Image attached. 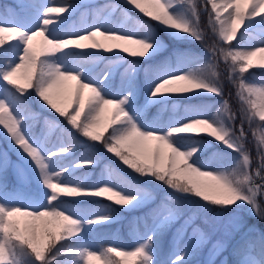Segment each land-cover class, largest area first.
<instances>
[{
	"label": "snow or ice",
	"instance_id": "6c2138e0",
	"mask_svg": "<svg viewBox=\"0 0 264 264\" xmlns=\"http://www.w3.org/2000/svg\"><path fill=\"white\" fill-rule=\"evenodd\" d=\"M53 2L0 12V264H264V226L250 223L264 224V132L252 133L254 158L245 131L264 130V62L252 63L264 56V0H203L210 36L196 0H124L155 29L106 17L76 28L77 5ZM160 32L203 52L169 49ZM106 53L128 65L118 82L115 66L98 76L87 66ZM192 96L207 99L178 113L172 101ZM51 131L56 141L42 142ZM213 144L218 167L202 160ZM121 213H138L128 226L144 234L130 248L94 246L89 235Z\"/></svg>",
	"mask_w": 264,
	"mask_h": 264
},
{
	"label": "rangeland",
	"instance_id": "374dc122",
	"mask_svg": "<svg viewBox=\"0 0 264 264\" xmlns=\"http://www.w3.org/2000/svg\"><path fill=\"white\" fill-rule=\"evenodd\" d=\"M12 2L13 0H0V12L5 11L7 6L11 5ZM42 2L45 3L47 6L53 7V8L61 6L60 2H53V0H42ZM71 2L75 3L77 7L76 9L73 10L74 12L72 11L68 23L69 25L75 26L76 28H84L91 24L103 22L100 19L101 17H106L109 25L113 27H120L121 25H125L130 28H137L139 25L147 23L143 21L142 15L133 13V12L138 13L139 12L138 10L134 8L124 7L123 6L124 0H71ZM196 2L198 4L200 11L203 13L200 20L202 19L205 20L207 22L205 27L210 28L208 25L207 12H204L203 0H196ZM108 4H117L119 5V7L115 12H112L110 9H106L104 7L105 5H108ZM143 6L150 7V5L147 3H145ZM208 7L210 8V5ZM130 10L133 11L132 12L133 15L130 14L131 13ZM64 15H67V13H59V14L56 12L49 13V16H51L54 20L57 19V17L64 16ZM201 30L203 31L202 25H201ZM237 35L239 37V33ZM256 35L257 33L254 30L251 33V37H255ZM97 38L98 40L102 41L101 37H97ZM170 38L173 40V42H175L173 45L174 46L176 45V46L173 47L169 45V49L175 50L177 48H181L180 50L182 51H190L192 53L193 58L199 57V55L203 52V46L196 42H189L187 40H174L172 37ZM232 43L235 44L236 41L234 40L232 41ZM169 49H165L164 53H161L160 55L164 56L168 54ZM121 55L127 56V54H124V53H122ZM128 59H131V57H128ZM253 60L254 59H252V63L256 65V63H254ZM87 66L93 72V75H96V76L100 75L106 68L115 66V68L117 69V76L115 77V79L118 82L120 79L119 74L123 73L124 69L128 65L124 63L123 61H120L117 57H114L111 53H106L104 54V56L101 57L100 60H97L95 63H90ZM195 66L196 64L192 65V67H195ZM146 67H148L147 64H143V63L141 64V68H146ZM219 68L220 70L221 69L224 70V66L222 63L219 65ZM257 70L258 68H252L249 70V72L255 73V77L259 79L261 77V71L259 72ZM142 75L143 74L141 73V76L138 77V79H140ZM245 75H248V74H245ZM249 79L251 80L252 77L249 76ZM72 84L74 85V82H72ZM179 86H180L179 84L175 85V87H179ZM233 92L235 94V88ZM140 95H139V99H140ZM226 97H227V94H226ZM143 99H144L143 96H141V99L139 101H136V103L138 105L142 104ZM194 99H197L199 101L192 103V104H198L201 101L206 100L207 98L201 97V96H192L188 98L187 100L179 99V100L172 101V102L177 103L178 105L177 112L182 113L184 108L189 106L187 103H190L189 101H193ZM229 101L234 103L235 105L237 103L235 99V95L233 97H229ZM207 102L209 104L212 103L211 101H207ZM156 107H157L156 105H153L150 111L154 112L156 110ZM216 110H217L216 108H213L212 110L213 116L216 115ZM169 114H171V112H169ZM33 126H36V124L34 123ZM34 130H37V129L34 128ZM245 131L248 132L249 134L248 135L249 141H252V143L249 144V149H250L252 156L255 158L256 148H255V142H254L252 133L255 132L256 136H259L261 135L262 132H264V130L258 129L254 126L252 128H249L248 124L246 123ZM57 136H58V133H56L55 131L47 132L44 136H42V142L49 143V144L54 143L56 141ZM6 147H7V141L3 137V135L0 134V151H4ZM80 151H83V148H81ZM223 151L224 150H222L219 146H216L215 144L210 145L209 149H206L205 154L202 156V160L207 161L209 167H218L220 166V160H221ZM77 155H79V153H77ZM10 159L13 162H16L15 154H10ZM255 162L257 163L256 159H255ZM224 163L226 164L227 161H224ZM252 167H253V170L256 167V165H254V162H253ZM137 214L138 213H132V214L121 213L118 216L117 221L112 225V227L100 230L98 232L91 233L88 237L89 241L94 246L103 247V248H106L109 246H116V245H121V246H124L125 248L132 247L136 243L137 238L142 236L145 232V229L142 225L137 226L133 230L129 229L128 221L131 219L133 215H137ZM250 223L257 224L259 226L261 224V222L256 219L250 220ZM93 264H98V262L93 261Z\"/></svg>",
	"mask_w": 264,
	"mask_h": 264
},
{
	"label": "trees",
	"instance_id": "16d2710c",
	"mask_svg": "<svg viewBox=\"0 0 264 264\" xmlns=\"http://www.w3.org/2000/svg\"><path fill=\"white\" fill-rule=\"evenodd\" d=\"M134 14H138V15H142V17H143V21H145V22H147V23H151L152 24V26H153V28L155 29L156 28V26H155V22H153V21H151L150 20V18L149 17H147V16H144L142 13H134ZM148 20V21H147ZM201 22H200V24L202 25V27H203V31L202 32H204V34L206 35V36H210L211 35V30H210V28H207V27H205L206 26V24H207V22L205 21V20H200ZM159 35L161 36V38L168 44V45H170V46H173V47H175L173 44L175 43V42H173V40L170 38V36H168L166 33H163V32H160L159 33ZM172 44V45H171ZM187 45H189V44H187ZM178 46V45H177ZM194 47V46H193ZM224 66V65H223ZM221 71L223 72L224 70H222L221 69ZM257 71H259L260 72V70L258 69ZM225 82V84H226V90H225V93L227 94V87H231V85H227V81L225 80L224 81ZM233 89V91H234V88H232ZM233 96H234V92H233ZM232 96V97H233ZM233 99V98H232ZM190 103L192 102V101H189ZM230 104H232V105H234V103H232V102H230ZM39 109V104L36 102V100H35V97H33V100H32V110L33 111H37ZM253 162H254V165H256L257 163L255 162V159L253 160ZM260 226H264V224H260ZM131 239V238H130ZM71 243V238H66L65 240H62V241H60L56 246L57 247H59L60 246V244H64L66 247L69 245ZM163 244H164V246L166 247L167 246V240H165L164 242H163ZM71 257H68L67 259H70ZM61 259H65V258H61Z\"/></svg>",
	"mask_w": 264,
	"mask_h": 264
},
{
	"label": "bare ground",
	"instance_id": "6f19581e",
	"mask_svg": "<svg viewBox=\"0 0 264 264\" xmlns=\"http://www.w3.org/2000/svg\"><path fill=\"white\" fill-rule=\"evenodd\" d=\"M49 2V1H48ZM74 12V11H73ZM59 14V13H58ZM62 15V14H61ZM99 18V17H98ZM97 18V19H98ZM98 39V38H97ZM84 43H87V41H85ZM89 43V42H88ZM253 61L254 63H256V65H259V63L264 62V56H262V54H257V56L253 57Z\"/></svg>",
	"mask_w": 264,
	"mask_h": 264
}]
</instances>
